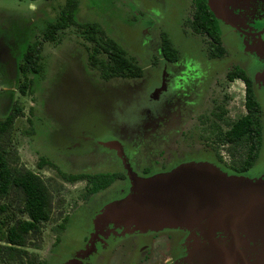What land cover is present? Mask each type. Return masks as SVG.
I'll list each match as a JSON object with an SVG mask.
<instances>
[{"label": "rangeland", "instance_id": "374dc122", "mask_svg": "<svg viewBox=\"0 0 264 264\" xmlns=\"http://www.w3.org/2000/svg\"><path fill=\"white\" fill-rule=\"evenodd\" d=\"M75 2L73 12L75 25L58 33L57 40L50 43L42 41V33L46 26L58 17L65 0H0V55L3 46L17 67L16 62L25 54L27 45L36 39L41 41L40 72L36 75L28 74L31 87L25 96H20L17 91H13L10 96L6 93L10 86L8 84L4 85L5 88L0 86V122L17 110L20 111L9 130L0 135V151H3L2 155L9 168H25L36 174L51 196L48 220L39 225L36 234H29L24 247L20 248L27 254L23 255V261L31 258L35 264H59L65 260L69 253L81 244V237H77V233L89 229L87 218L91 217L90 212L97 210V214L100 215L105 206L116 201L114 199L116 194L109 191L105 197L91 202V197H84V183H68L61 179L59 173L67 175L81 173V170L72 168L83 160L84 163L94 162V155L91 153L97 152L93 147L86 148L82 144L70 148L68 141L71 137L80 139L82 136L97 132L105 135L108 125L112 126L118 122L121 115L129 114L140 96L138 89L128 86L129 80L116 76L103 81L99 77V72L89 66L87 57L96 45L85 38L83 26L94 24L99 26L104 37L117 44L125 56L132 59L143 72H160L159 69L163 68L165 73H168L164 76H169L168 82L173 88L171 93L183 94L188 89L191 95L193 91L199 89L203 90L201 93H206L205 97L208 100L217 97L221 105L215 113L217 115L221 113L222 117L217 119L218 123L212 119L210 116L213 107L206 101L207 107L201 111L200 120L205 117L207 121L201 120L200 124L192 123L188 131L190 134L195 126L194 135H191L193 138L195 136L194 145L189 146L190 149L209 153V149L214 147L218 164L228 163L230 166H235L236 164L232 162L239 160L246 151L243 144L236 143L231 149L230 145L213 146L210 142L216 132H224L233 122L246 114L243 83L238 79L228 82L225 75L239 66L243 70L247 69L245 74L250 78L248 72H254L253 64L259 56L252 52L248 53L251 60L247 63L242 48L235 41L239 38L233 39L232 35L224 30L221 35L224 55L221 58H209L207 38L192 33L187 24L191 19L193 0H75ZM163 39L174 46L177 52L175 62L164 63L162 56L157 54ZM4 58L6 59L5 56ZM97 58L109 62L103 53H99ZM246 66H251V69L245 68ZM147 68L152 69L148 71ZM4 70L7 71L8 68L5 66ZM19 73L20 71H17V76ZM212 74H217V78L211 80ZM154 76H148V80L151 81ZM158 76L161 77V75L156 77ZM215 81L218 92L212 94L206 89ZM1 82L0 80V84ZM180 84L185 85L180 89ZM202 84H206L207 87H203ZM7 97L8 105L4 102ZM262 99L257 102L260 108L262 107L259 110V132L264 136V96ZM211 121L217 125V129L212 130L213 134L209 136L206 130ZM200 125L207 128L202 129ZM204 137H207L209 143H205ZM41 159L47 164L40 167ZM263 165L264 161L258 168L262 170ZM253 173L254 171L250 172L248 176ZM129 192L130 189L126 195ZM1 206L5 207V212L0 218L8 221L6 228L13 226L18 220L26 219L25 214L20 213L24 208V196L15 188L0 197ZM93 220L91 222L93 232L98 237L109 225L95 229ZM60 226L61 233L58 232ZM112 226L127 228L126 232H130L128 236L133 232L173 229ZM129 228L132 229L128 230ZM56 237L58 242H55ZM254 242L258 246L253 248L257 264L263 256V251L261 242L259 244L255 240ZM0 245L5 246L4 243ZM99 257L96 254L92 264H101Z\"/></svg>", "mask_w": 264, "mask_h": 264}, {"label": "flooded vegetation", "instance_id": "af4514ba", "mask_svg": "<svg viewBox=\"0 0 264 264\" xmlns=\"http://www.w3.org/2000/svg\"><path fill=\"white\" fill-rule=\"evenodd\" d=\"M226 10L229 14L227 24L218 20L221 35L225 30L232 35L233 39L239 38L235 41L242 48V54H245L244 58H246L247 63L251 60L247 55L248 53L252 52L259 56L253 64L254 72L250 71L248 74L253 83L254 97L256 101L260 102L264 96V87L260 81V76L264 73V0H234L227 5ZM34 42L41 43L40 39H36ZM1 51L0 70L3 72L0 71V80L2 81L0 86L5 88L4 85L8 84L10 87L6 93L10 96L13 91H17L19 94L17 89L25 80L22 73L24 55L19 62H16L18 66L15 67L3 46H1ZM157 54L162 56L160 47L157 49ZM162 58L164 63H169L163 56ZM3 66H6L8 70L5 71ZM245 68L251 69V66ZM150 69L152 68L146 70L150 71ZM17 71H20V77L19 74L17 76ZM159 71L149 73L142 70V73L137 77L119 76L130 81L127 83L128 86L140 91V96L134 103V109L129 114L121 115V119L112 126L108 125L105 135L97 132L93 135L82 136L80 139L71 137L68 141L70 148H76L82 144L86 148L93 147L97 150L94 154L91 153L92 156L94 155V162H88V164L84 163L83 160L78 166L72 168L81 170V173H74L73 175H83L82 178L74 182L84 183V197H91V202H96L111 191L116 194L114 199L117 200L126 195L134 180L165 174L178 166L190 164V162L208 164L230 176L244 177L250 180L263 177L264 168L262 170L258 168V165L264 161V136L262 133L260 134L261 146L252 165H247L250 150V142L246 139L247 136L237 141V145L246 146V151L239 160L232 162L236 164L235 166H230L228 163L226 165L218 164L214 155V149H216L214 147L209 149V153L204 150L189 148V146L193 147L195 140V136L194 138L191 136L194 135L195 126H193L192 132L188 134L190 126L192 123L200 124L201 120L207 121L205 117L200 120L201 111L207 107L205 102L207 101L213 107L210 117L217 123V119L222 116H220L221 113L217 115L215 112H218L221 103L215 96L208 100L205 97L206 93H201L203 90L199 89L193 91L191 95H189L188 89L183 94L171 93L173 88L168 82L169 76H164L168 73H165L163 68H160ZM230 71L225 75L226 80H228L227 74ZM243 71L246 73L247 69ZM150 75H155L151 81L148 80ZM157 75H161V77H156ZM99 77L103 81H107L101 77L100 73ZM111 78H116V76ZM216 78L217 74H212L210 79ZM27 79L30 81L31 87V80L29 77ZM228 82L230 81L228 80ZM216 84L215 81L208 87L206 84H202V86H206V90H210L213 94V92H218V89L215 88ZM184 85L180 84V89ZM8 99L7 97L4 100L5 104ZM220 112L222 111L220 110ZM258 116H260V111ZM232 125L226 128L224 132L220 131L219 133L228 132ZM207 126L200 125L202 129L207 128ZM215 129H217V125L211 121L206 134L212 135V130ZM219 133L214 134L210 140L211 145H230L233 149L235 145L233 143L221 144L217 142L216 138ZM207 137L203 138L206 144L209 143ZM253 171L254 173L248 176ZM96 175H109L113 181L107 189L88 194L89 182L85 176ZM90 213H92L91 217L87 218L89 219V229L87 231L83 229L77 233V237H81V244L59 264H92L96 254L100 256L98 260L101 264H255L253 248L258 246L254 239H249L247 234H240L235 231H206L203 233L199 230L180 228L161 229L157 232H133L131 236H128L130 232H126L127 228H116L109 225L97 237L93 232L91 222L98 211L95 210ZM130 229L132 228L128 230ZM55 242H58L57 237ZM256 242L260 243L258 240ZM261 246L264 245L261 243ZM257 264L263 263L259 261Z\"/></svg>", "mask_w": 264, "mask_h": 264}, {"label": "trees", "instance_id": "16d2710c", "mask_svg": "<svg viewBox=\"0 0 264 264\" xmlns=\"http://www.w3.org/2000/svg\"><path fill=\"white\" fill-rule=\"evenodd\" d=\"M75 7V0H65L64 7L60 10L58 17L53 23L48 24L42 33V41L54 42L59 32L75 25L73 18ZM187 24L193 33L207 38L209 58H221L224 55V49L221 46V33L218 28L219 22L209 10L207 0H193L191 19L187 21ZM83 32L86 35L85 38L96 45L88 54L89 66L96 69L102 78L108 79L114 76L137 77L142 73L141 68L134 64L132 59L127 58L117 44L104 37L105 35L99 26L95 24L83 26ZM40 51V42L31 43L26 48L24 66L22 67L25 80L17 89L21 95H25L28 92L27 88L30 87L27 74H38L40 72ZM99 53L106 55L110 63L98 59L97 55ZM160 53L166 61L175 62L177 60V52L174 46L166 39H163L160 44ZM227 79L229 81L238 79L243 83L246 114L238 119L228 132L219 133L216 139L221 144H236L238 140L247 136L246 139L250 142L247 165H252L261 146L258 116L260 106L253 94V83L243 70L237 67L234 68L227 74ZM19 113L20 111L17 110L16 113L10 114L0 122V135L9 130ZM2 153L3 151H0V197L6 195L12 188L20 191L24 196V208L20 213L25 214L26 219L18 220L13 226L6 228L8 221H3L0 218V243L5 244V246L0 245V263L35 264V261L31 258L25 262L23 261V255L26 256L27 254L20 248L24 247L29 234H36L39 225L48 220L51 209V196L36 174L25 168H9ZM45 164H47L45 160L41 159L39 166ZM59 175L64 182L68 183H73L83 177V175H67L64 173H59ZM85 178L89 182L88 194L107 189L113 181L109 175L85 176ZM3 212H5V207L1 206L0 216ZM61 231L62 226H60L58 232L61 233Z\"/></svg>", "mask_w": 264, "mask_h": 264}, {"label": "water", "instance_id": "95a60500", "mask_svg": "<svg viewBox=\"0 0 264 264\" xmlns=\"http://www.w3.org/2000/svg\"><path fill=\"white\" fill-rule=\"evenodd\" d=\"M233 1L207 0V5L217 20L227 23V5ZM260 81L264 86V73ZM93 225L235 231L264 244V175L250 180L206 164L181 165L134 180L130 192L105 206ZM261 251L264 264V246Z\"/></svg>", "mask_w": 264, "mask_h": 264}]
</instances>
